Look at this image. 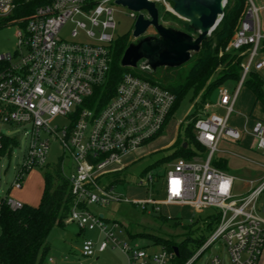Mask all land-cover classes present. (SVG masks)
<instances>
[{
  "label": "built area",
  "instance_id": "1",
  "mask_svg": "<svg viewBox=\"0 0 264 264\" xmlns=\"http://www.w3.org/2000/svg\"><path fill=\"white\" fill-rule=\"evenodd\" d=\"M24 0H0V20L10 16ZM115 0H49L36 9L25 28L17 33V51L0 55V123L28 131V148L23 168L31 170L46 164L49 139L55 136L73 163L66 176L70 184L72 207L67 223L82 230H98L103 236L97 246L91 240L82 245L84 257H94L111 245L120 248L127 264H171L174 253L160 247L149 252L139 245L123 244L114 236L107 221L90 211V206L128 202L117 194L108 177L125 169L123 160L143 148L164 131L176 103V96L148 80L131 73L123 75L113 98L99 110L84 107L94 89L102 85L111 63V45L116 28L112 6ZM172 11V0H151ZM256 0H245L244 9L228 51L246 48L242 76L232 92L220 87L214 104H205L194 124L196 140L205 148V157L170 165L162 177L149 176L138 186L156 192L160 199L133 200L143 210L159 212L162 206L190 208L195 213L213 209L218 225L205 242L201 253L222 240L231 264H258L264 250V205L259 197L264 181L250 183V189L237 195L235 177L213 165L222 140H241L242 133L229 126L239 91L253 71L264 79V33ZM264 1V0H263ZM135 21L137 14L129 12ZM74 23L71 37L78 31L90 42L66 41L60 33ZM142 70L148 69L141 65ZM214 110H223L220 116ZM62 117V129L50 127ZM249 133L264 155V123L255 121ZM0 133V148H1ZM21 175L14 187L23 186ZM160 184V189L155 187ZM148 191V192H149ZM11 209L23 204L7 199ZM262 214H259V212ZM193 222V218H191ZM112 227L120 226L112 222ZM208 264H223L215 256Z\"/></svg>",
  "mask_w": 264,
  "mask_h": 264
},
{
  "label": "rangeland",
  "instance_id": "2",
  "mask_svg": "<svg viewBox=\"0 0 264 264\" xmlns=\"http://www.w3.org/2000/svg\"><path fill=\"white\" fill-rule=\"evenodd\" d=\"M255 2L257 6L262 7L259 16L262 24V32L264 33V1L256 0ZM156 6L159 11L160 23L172 29L185 32L191 35L193 38L197 37V34H195L193 31L185 30L183 25L175 21H162L161 16L165 11H167V9L162 8L161 4H156ZM112 10L116 23V28L114 31H112V36L114 38L126 36L129 45L132 43H137L139 39H134L132 37L134 21L129 17L130 11L125 7L116 5L112 6ZM15 22L17 23L6 25L0 28V55H13L18 49L17 33L22 27V22L21 20L14 21V23ZM74 26V23L69 21L62 29L60 33L61 37L66 41L90 42L85 33L82 31H78L77 36L72 38L70 33ZM155 35L156 32L153 29H149L142 38ZM228 44L226 46L225 53L231 52L227 50ZM141 65L143 66L144 63L141 62L138 67L133 70L138 69L139 71L151 72L149 69L142 70L140 68ZM183 67L186 69L187 65ZM156 74H160L159 71H157ZM217 74H219V72H216L214 77H216ZM158 76L160 75H157V77ZM222 87L227 88L230 91H234L238 87V84L228 82ZM245 91L246 89L244 87L240 93L237 105L235 107V113L231 116L229 121V126L237 130H240V124L234 123L240 119L239 114H242L248 105L247 97L244 96V93H246ZM217 96L218 89H215L210 94V99L207 103L214 104L216 102ZM194 101H199V95L195 98L193 92H188L180 100L172 118L166 125L162 134L157 139L149 142L143 148L127 156L123 160L125 169L122 172L108 177L109 182H113L115 179H117V181L113 182L115 191L117 194L127 199L128 202L125 201L110 203L105 207H100L97 205L90 206V211L93 214H101L107 219L106 223L108 224V227L112 230L118 241H121V243L131 246L139 245L140 249H144L149 252H155L160 249L161 246L158 245V243H160L161 240L179 244L186 239H189L190 235H192L193 238H196L203 233L205 221L216 215L217 212L213 209H205L202 210L201 213L193 214L190 208L178 206H162L159 212L151 211V209L148 207V209L145 211L140 206L134 205L132 203L133 200H144L150 197L160 199V196L156 194V192H150L149 190L148 192L146 187L138 186V184L140 182L146 181L151 175L155 177H162L170 165L174 164L175 162L184 161L182 159H178L169 163H159L172 153L169 146L173 134L175 132L178 134L181 123L185 122L186 118L191 113H193L195 104ZM214 112L220 116L224 115V111L214 110ZM67 124L68 122L66 119L58 117L52 120L50 127L52 129H62ZM250 128L251 126H249V129ZM28 129V127L24 129L23 127H16L0 123V133L2 135L12 136L16 138L18 142L17 145L12 149L10 156H4L0 158V198L8 197L14 201L21 202L22 204H32L38 200L37 204L39 205V194L41 192V188L43 187L46 168H35L31 170L30 173L23 179V189H16L14 187L18 172L20 171L27 154L28 137L25 135V132L28 131ZM47 138L49 139V144L46 155V164L48 168L51 169L59 162H62L63 175L66 177L73 171V163L71 160H69L67 155L63 153V148L58 138L52 135H47ZM232 144L238 145V142H232ZM217 156H219V153L214 155L213 165L218 164ZM202 157H205V154L195 156L189 161L196 160L197 158L200 159ZM224 171L239 178L234 183L235 188L239 189L243 186V181L240 179L239 171L232 170L230 165L228 170L225 169ZM160 187L161 185L158 184L155 189H160ZM260 203H264L262 198ZM159 215L166 216L168 218L181 219L182 224H190L191 218H193V222H197V225L193 226L191 229H187L184 228L182 224L177 225L173 220L168 222L162 221L160 218H158ZM113 221H117L121 225L113 228L111 226ZM197 228L198 232L196 234H192L191 231ZM126 231H129L135 236L131 238ZM85 240H91L95 245L98 246L100 242H102L103 236L98 232V230H82L75 223H70L64 228L52 229L47 239L50 248L47 256L45 257V262H47L49 258H53L55 259V264H127L126 256L120 250V248L113 247L111 245L106 249L103 256L99 257V259H97L95 256L84 257L82 255V245ZM203 246L204 245L195 251L194 257L186 264H208L211 258L215 256H218L223 261V264H231L228 251L222 240L217 241L210 248L201 253Z\"/></svg>",
  "mask_w": 264,
  "mask_h": 264
},
{
  "label": "trees",
  "instance_id": "3",
  "mask_svg": "<svg viewBox=\"0 0 264 264\" xmlns=\"http://www.w3.org/2000/svg\"><path fill=\"white\" fill-rule=\"evenodd\" d=\"M48 3L49 0L22 1L9 18L0 20V28L16 24L17 22L14 23V21L21 20V28L24 29L28 18L34 14L36 9ZM244 4L245 0H228L220 24L209 39L203 42L200 51L191 55L190 61L185 64L187 65L186 69L183 67L185 65L177 69L163 68L157 70L160 74H156L123 68L121 58L129 44L126 36L115 38L111 45V63L106 80L94 89L93 95L85 101L84 107L99 110L105 106L113 98L115 89L123 75L131 73L169 90L176 96V103L167 119V125L180 100L191 91L195 98L199 95V101H194L193 113L186 118L185 122L181 123L176 141L170 147L172 153L159 163H169L178 159L189 161L195 156L205 154V148L196 140L194 124L215 89H219L228 82L238 84L241 79L242 64L246 59L244 54L246 48L229 53H225V50L237 29ZM162 8L164 7L162 6ZM161 19L162 21H175L183 25L185 30L191 31L186 22L178 19L169 11H165ZM216 72L219 74L214 77ZM157 75L160 76L157 77ZM243 87L254 95L256 102L264 106V79L259 74L251 71L245 79ZM161 134L162 132L153 140ZM17 143L16 138L2 135L0 158L10 156ZM215 166L221 170L226 169L225 165L216 164ZM39 168H46V172L44 189L38 206L23 204L22 208L11 209L7 205L8 197L0 198V264H43L49 250L47 239L50 231L55 227L66 226L71 212L72 198L69 181L63 175L62 162L51 169L47 164ZM31 170L21 167L17 178L21 175L25 177ZM115 181L117 179L113 182ZM158 218L165 222L173 220L177 225L182 224V220L178 218H168L162 215H159ZM218 220L217 215L207 219L203 226V233L196 238L190 235L189 239L179 244L161 240L158 245L174 253L171 264H186L194 257L195 251L204 245L212 235L218 225ZM195 225L197 222L182 224L187 229H191ZM126 232L131 238L135 236L129 231ZM191 232L196 234L198 228ZM175 248L178 250L177 255L174 252Z\"/></svg>",
  "mask_w": 264,
  "mask_h": 264
},
{
  "label": "water",
  "instance_id": "4",
  "mask_svg": "<svg viewBox=\"0 0 264 264\" xmlns=\"http://www.w3.org/2000/svg\"><path fill=\"white\" fill-rule=\"evenodd\" d=\"M228 0H172L171 13L186 22L188 28L197 34L196 38L160 23L156 3L151 0H115L137 14L132 37L139 39L130 44L121 58L123 68L136 69L143 62L152 72L158 69H177L187 64L192 53L200 51L224 17ZM149 29L155 36L142 38ZM142 38V39H140ZM175 254L178 250L174 249Z\"/></svg>",
  "mask_w": 264,
  "mask_h": 264
},
{
  "label": "crops",
  "instance_id": "5",
  "mask_svg": "<svg viewBox=\"0 0 264 264\" xmlns=\"http://www.w3.org/2000/svg\"><path fill=\"white\" fill-rule=\"evenodd\" d=\"M243 88L244 87L242 86L239 91L237 102H238L240 93ZM245 92L246 93H244V96L247 97L248 105L246 106V109L243 111V113L239 114L240 119L234 123V124H240L241 131L240 130L238 131L242 133L241 140L238 141V145H234L232 144L233 141L224 139L220 142L218 151L216 152V153H219V156H217L218 164L225 165L226 170H228L229 165H230V168L232 170L239 171L240 173V179L243 181V186L237 189L235 188V185H234V189L237 195H243L247 193L250 189L251 182L256 184V183H261L262 181H264V155L257 148V142L255 138L249 133L251 129V128L249 129V126L252 127L255 121H261L264 123V106L261 103L256 102L254 95L248 89H246ZM237 102H236V105H237ZM219 111H223V110H219ZM176 134L177 132L173 134L169 147H171L174 144L176 140ZM233 143H236V142H233ZM230 175L235 177V181L239 179L237 176L233 174H230ZM43 189H44V182H43V187L40 190L41 192L39 194L40 200H41V196L43 193ZM261 198L264 201V192L259 197V200H258L259 207H262L264 205V203L263 204L260 203ZM37 203H38V200H36L35 203L33 202L32 204H28V205L36 207L38 206ZM259 214H262V212L260 211ZM99 216L102 219H105L107 221V219L103 215L100 214ZM113 222H117V221H113ZM69 224L70 223H66V225H69ZM119 225L121 224L119 223ZM55 228H58V227H55ZM104 253L105 251L102 253H97L95 257L99 259V257L103 256ZM43 264H55V259L49 258L47 262H45L44 260ZM258 264H264V250H263L262 256Z\"/></svg>",
  "mask_w": 264,
  "mask_h": 264
}]
</instances>
